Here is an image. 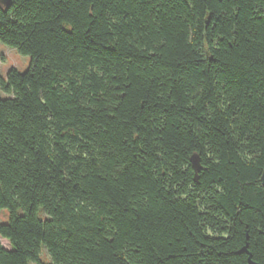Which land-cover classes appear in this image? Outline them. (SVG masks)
Here are the masks:
<instances>
[{
    "label": "trees",
    "instance_id": "16d2710c",
    "mask_svg": "<svg viewBox=\"0 0 264 264\" xmlns=\"http://www.w3.org/2000/svg\"><path fill=\"white\" fill-rule=\"evenodd\" d=\"M0 42V264H264V0H11Z\"/></svg>",
    "mask_w": 264,
    "mask_h": 264
},
{
    "label": "rangeland",
    "instance_id": "374dc122",
    "mask_svg": "<svg viewBox=\"0 0 264 264\" xmlns=\"http://www.w3.org/2000/svg\"><path fill=\"white\" fill-rule=\"evenodd\" d=\"M31 64V59L29 57H24L20 55L17 50L9 48L0 42V76L6 77L11 69H17L21 73L26 72ZM9 221V215L6 211L0 212V223L6 224ZM2 245L10 250V245L8 241L2 240ZM42 260L46 263L47 256L46 250H42Z\"/></svg>",
    "mask_w": 264,
    "mask_h": 264
},
{
    "label": "water",
    "instance_id": "95a60500",
    "mask_svg": "<svg viewBox=\"0 0 264 264\" xmlns=\"http://www.w3.org/2000/svg\"><path fill=\"white\" fill-rule=\"evenodd\" d=\"M10 2H11V0H0V7L6 9V8L9 7ZM193 160H194V162H193L194 163V167L198 170L199 165H198L197 159L194 158ZM261 182H262V185L264 186V171H263V175H262V178H261ZM242 253H246V250H243Z\"/></svg>",
    "mask_w": 264,
    "mask_h": 264
}]
</instances>
